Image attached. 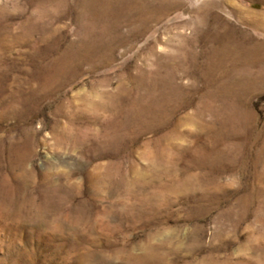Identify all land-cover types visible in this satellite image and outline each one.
Returning a JSON list of instances; mask_svg holds the SVG:
<instances>
[{
	"label": "rangeland",
	"instance_id": "1",
	"mask_svg": "<svg viewBox=\"0 0 264 264\" xmlns=\"http://www.w3.org/2000/svg\"><path fill=\"white\" fill-rule=\"evenodd\" d=\"M0 264H264V0H0Z\"/></svg>",
	"mask_w": 264,
	"mask_h": 264
}]
</instances>
